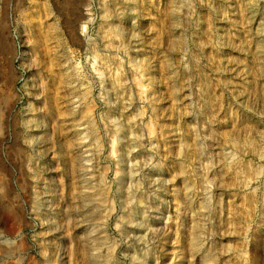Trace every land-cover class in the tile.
<instances>
[{
    "label": "rangeland",
    "instance_id": "rangeland-1",
    "mask_svg": "<svg viewBox=\"0 0 264 264\" xmlns=\"http://www.w3.org/2000/svg\"><path fill=\"white\" fill-rule=\"evenodd\" d=\"M0 264H264V0H0Z\"/></svg>",
    "mask_w": 264,
    "mask_h": 264
},
{
    "label": "bare ground",
    "instance_id": "bare-ground-1",
    "mask_svg": "<svg viewBox=\"0 0 264 264\" xmlns=\"http://www.w3.org/2000/svg\"><path fill=\"white\" fill-rule=\"evenodd\" d=\"M248 5H250L251 6V4L249 3ZM85 28V26H83V29Z\"/></svg>",
    "mask_w": 264,
    "mask_h": 264
}]
</instances>
